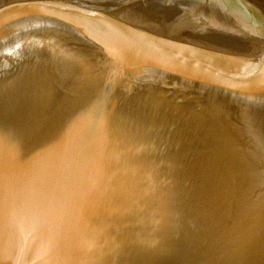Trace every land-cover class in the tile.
<instances>
[{
	"label": "water",
	"instance_id": "obj_1",
	"mask_svg": "<svg viewBox=\"0 0 264 264\" xmlns=\"http://www.w3.org/2000/svg\"><path fill=\"white\" fill-rule=\"evenodd\" d=\"M0 264H264V0H0Z\"/></svg>",
	"mask_w": 264,
	"mask_h": 264
}]
</instances>
